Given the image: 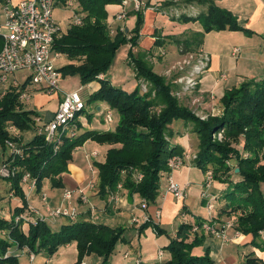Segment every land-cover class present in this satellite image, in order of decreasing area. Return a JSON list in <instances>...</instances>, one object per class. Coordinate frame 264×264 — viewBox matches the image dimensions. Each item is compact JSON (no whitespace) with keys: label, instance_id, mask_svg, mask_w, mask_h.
<instances>
[{"label":"trees","instance_id":"obj_1","mask_svg":"<svg viewBox=\"0 0 264 264\" xmlns=\"http://www.w3.org/2000/svg\"><path fill=\"white\" fill-rule=\"evenodd\" d=\"M68 1L57 0L56 7H64ZM70 1L74 3L75 12L81 16L82 24H72L67 31L60 32L53 43V49L71 62L73 59L79 61L77 64L73 62L65 65L59 71L64 77L69 74L78 76L83 85L98 82L99 88L90 94L88 103L103 102L110 111L115 110L118 114L117 126L114 131L86 130L78 134L82 128L77 121L75 135H63L55 151L53 144L46 143L44 137L36 133L34 118L38 114L33 110H25L19 102L29 79L15 89L8 88L0 96L1 149L6 150L5 140L10 138L9 126L20 132H33L32 140L26 144H21L20 138L14 139L20 145L22 154L15 157L11 164L17 168V174L6 181L10 183L8 193H12L19 204L9 206L7 210L0 206V232L4 233V236H0V264H18L16 252L24 248L35 256L43 254L52 257L60 247L71 243L76 244L75 264H80L84 257L90 255L101 257V264H108L118 244L125 241L124 228H110L95 223L89 211L80 212L75 221L63 219L64 223L57 229L39 220L34 223L32 220L15 223L17 216L30 213L21 178L24 173L29 174L36 181L37 192L41 190L44 180H48L51 187L62 188L60 176L67 173L73 150L92 140L110 146L105 161L92 164L96 170V192L101 195L106 190L115 192L117 185L121 184L129 193L144 200L147 206L152 205L159 196L161 178L168 175L167 160L173 155L184 154L181 147L170 141L171 133L177 126L176 121H182L197 139L194 167L203 172L211 171L214 181H228L231 184L232 189L223 195L227 204L221 213L240 211L233 225L243 235L256 238L259 232H264V196L260 189V184L264 183V79L247 80L226 91L220 99L221 114L201 120L169 94L170 87L144 61L143 54L138 56V53H133V49L138 46L143 23L140 8L136 12L137 20L133 30L125 33L116 27L111 35L105 8L107 5H121L123 0ZM185 1L205 6L206 11L195 17L183 15L177 19L183 24L198 23L202 28L200 33L174 39L180 55L198 50L203 35L212 31L251 34L238 25L231 12L218 7L214 0ZM172 5V1L167 4ZM123 45L129 46L127 61L134 71L135 82L140 78L150 82L152 89L149 93L141 94L138 85L133 91L127 92L113 87L105 78H98L104 76L116 52ZM162 46L163 41L157 36L153 47ZM1 47L0 40V50ZM153 91L155 95L151 97ZM156 107H161L159 112L153 111ZM220 130L224 134L223 141L213 142L211 135ZM10 159L7 156L2 163ZM139 175L142 178L137 180ZM231 177L236 178V181ZM214 196L216 201L217 197ZM3 211L6 214H2ZM193 226L181 224L175 238L167 240L162 249L169 253L170 259L164 264H213L208 249L203 254L193 253L204 240L202 234L192 232ZM148 227L153 228L157 235L163 233L150 222L140 226L139 231ZM7 253L9 255L5 257ZM242 264L259 262L247 255Z\"/></svg>","mask_w":264,"mask_h":264},{"label":"crops","instance_id":"obj_2","mask_svg":"<svg viewBox=\"0 0 264 264\" xmlns=\"http://www.w3.org/2000/svg\"><path fill=\"white\" fill-rule=\"evenodd\" d=\"M19 1L20 0H12L13 3H17ZM135 1L139 3L140 10L143 13V23L139 33L140 37L138 40V46L137 48L133 49V53L145 52L149 54L150 51L152 52V50L155 49L153 47V43L160 33L164 34V32H166V35L174 33H177V35L187 33L188 35H190L192 33L202 32V28L198 23L183 24L171 21L168 17V15L171 14L173 10H180V12L181 10H183V12H186L183 15H186L187 17H193L194 14H199L204 9L203 7H201V5H197L196 3H187L185 0ZM170 1H172L174 5L167 6ZM214 2L221 9H225L231 12L236 17L238 25L245 30H249L251 34H245L241 31H212L203 35L202 43L199 49L207 53L210 60L206 71L201 77V85L198 88V91L200 93L197 95H200V97H202V102L204 101L202 109L205 108L206 112H209V110L218 111L221 108L220 99L223 97L226 91L238 87L242 82L247 80L261 81L262 79H264V0H214ZM105 9L108 14V23L112 26V28H124L125 33H129L134 29L137 20V10L134 0H129L126 5H107ZM120 14H124L125 17L123 19H117V16ZM160 39L162 40V38ZM169 41L170 40H168L167 42ZM167 46L169 48L165 49L167 51L166 56H163L162 58H160L161 56H158L161 62H165L166 60L173 61L178 59V55L180 56V54H178V48H176V45L168 43ZM163 48H166V46H163ZM235 48L239 49V52L236 55L232 54L233 49ZM166 51H164V53ZM169 56H171V58H168ZM229 58L234 62L229 64ZM222 74L225 75V79H222L220 77V75ZM9 80H11V82H16L17 79L14 76L13 79ZM88 86L90 94L95 92L99 88V84L96 82H92ZM37 89L40 90V88ZM55 97L53 95L54 100L52 102L57 101V103H55L56 105H54L51 110L48 109L46 111L44 118H42L43 122L50 120L57 110L58 98L57 96ZM194 97L199 98V96ZM35 101V106L37 110L39 109L38 117L41 118L40 112H42L43 109L47 106H50V98L48 97V94H38L35 97ZM104 109H107L105 113L109 110L108 107ZM101 110L102 108L100 106H97V111L100 112ZM84 111L86 112V105ZM103 111L101 112L103 113ZM104 116L105 115L103 114L102 122L106 125L111 124L112 122H105ZM78 122L82 128L77 132L78 134L85 131V128H89L90 121L86 116H84V119L82 118V120H79ZM180 124L182 125V128H186L182 124V122L176 125L178 126ZM186 129L190 130L189 127H187ZM19 138V142L21 144H26L32 140L33 132H20ZM92 144L93 143L89 142L88 140L83 144V146H91ZM78 151L79 147L74 149L72 159L67 166V173H63L60 176L63 187H51L49 181L46 180L47 183L43 182L42 188L39 192L34 189L33 192L27 196V204L29 206L36 208L42 212L44 205L43 202H41L40 196L42 194H45L47 198L46 203L48 206L52 208L64 207L66 206V202L62 201L63 189L69 188L71 190H76L77 188H85L89 183L94 182L93 176L94 173L96 175V170L93 168V165H90L89 170L93 168L92 170L94 171L92 173L93 180L91 179L89 183L85 185V174L82 167V163L84 161L83 157L86 158V160L89 159V161L91 160L93 162L94 159L99 155V153L94 150L86 153L89 155H84L82 152H80L77 156ZM186 151L191 152L190 149H186L185 151L183 150V152ZM2 155L4 154L2 153ZM6 158L7 157H4L2 161ZM193 161V159H188L185 161L183 167L180 170L173 171L172 178L174 182H176L180 186L188 184L190 187V183L187 182H189L192 173L196 170ZM232 164L233 162L231 161V165ZM231 179L233 181H236V178L234 177H231ZM202 185L200 183L197 184V187L200 188V193L202 191ZM213 185L214 186L211 187V189H213L211 190V193L213 195H216L217 197V200L213 202V206L214 204H216L217 207L214 206V209L211 212L212 222H214L218 227H220L224 223H235L237 216L240 215V211L231 214L221 213V209L223 210L227 204V200L224 199L223 195L226 194L228 190L232 189L231 184L228 181H225L224 183L215 181ZM48 189L50 190V194L47 192ZM260 189L264 196V183L260 184ZM25 192L27 195L26 187ZM116 193L118 194L117 201L113 198V195ZM87 196L89 199L88 204L76 203V207L78 208V210H80V212L89 211L92 221L93 215L95 213H98V211L103 214L109 213L108 220H110V222L112 223H115L116 226L110 227L107 224L101 225H105L110 228H124L125 241L123 248H126V251L122 256L123 260L126 261V264H128V262L130 261L132 262V264H143V262H145L142 255V246L145 245V241H149L151 244L156 245L158 247V251L162 252L161 257H158L157 253L158 262L156 264L166 263L170 259V255H168L165 260H162L164 254L166 253V251L163 250L162 247L166 245L167 240L169 239L166 229L171 228L172 230H175L177 228L179 224H176V220L179 215H182V217H184L187 213H189L190 215L193 214V211L189 204H187L185 201L179 202L174 200L171 195L166 194V188L165 190L161 188L159 196L157 197L155 203L147 206V213L151 217L150 223L152 225H156L163 233L157 235L158 237H156L155 239H150V237H147L146 240H144V242L142 243L143 236L150 235V232H148L147 229H144L145 231H139L140 226H142L143 224L138 225L132 222L133 217H140L143 214L140 209V203L142 199L138 198L136 195L129 193L124 188H122L118 192H116V190L115 192H108L106 190L104 195H101L95 191ZM1 197L4 196H0V198ZM8 198L10 200L12 199V201L15 202L14 205L19 204L17 198H13L12 195L10 196V193L8 194ZM2 200L0 199V202ZM200 202L201 204L206 205L205 200L200 199ZM91 206L93 207V210L90 209ZM191 206H195V203H192ZM7 207H5L6 210ZM157 209H160L161 212L159 220L154 215L155 210ZM3 212L6 214V211ZM208 215L209 213L207 211V216ZM208 218L210 217L208 216L207 219L204 220L199 219L195 222V225L200 224L204 221H208ZM56 220L57 219L52 220L50 224L52 226H55L57 222ZM148 228L150 230L151 227ZM151 229L153 230V228ZM236 232L237 231L234 225L225 230V235H229L231 238L229 240L227 236L228 241H224L218 235H210L206 232H201L199 234H202L204 240L206 238V240L214 239L216 241H220V247L218 250H222V254L224 247L232 245L239 248L238 251L241 255L240 259V255L238 252L236 253V251H230L228 252L226 257L219 261V264H242L247 255L251 259H256L259 264H264V232H259L256 238L252 237L251 235H243L241 233L238 238H235ZM175 236L176 235H173V238H175ZM62 247H64L65 250H70L71 253V257L67 261L69 263L66 264H74L77 260L76 244L71 243ZM60 248L58 250L59 252L57 251L58 253H55L52 257H46L43 254L35 256V259L31 264H44L45 262L51 264V260L56 264H61L63 262L62 257L64 256V254H61ZM207 249L209 252H211L210 247H207ZM230 249L232 248L228 247L227 251H229ZM131 252H133V254ZM16 254L18 256V264H30L28 256L24 251L16 252ZM146 255L145 258L147 257ZM38 256H42V259L40 258V261L36 262ZM93 257L96 256L90 255L84 257L80 264H88L86 260H91Z\"/></svg>","mask_w":264,"mask_h":264},{"label":"built area","instance_id":"obj_3","mask_svg":"<svg viewBox=\"0 0 264 264\" xmlns=\"http://www.w3.org/2000/svg\"><path fill=\"white\" fill-rule=\"evenodd\" d=\"M129 0H123L121 5H126ZM57 0H20L17 3H13L12 0H0V40L2 41V47L0 50V85L4 88L8 83L9 77L18 72H27L29 83L40 88L46 93L56 94L58 96V106L56 112L52 118L46 122L41 123L40 118H34V123H40L36 126L37 135L43 136L45 142L54 145L56 151L63 135L74 136L76 127V118L85 109V104L79 94V91L64 92L60 89L61 76L59 70L54 67V61L58 59L61 54L53 49V43L60 35L61 30L54 21L53 11L56 8ZM136 10H139L140 6L135 1ZM74 3L68 1L64 9L70 13L69 20L73 25H81V16L74 10ZM124 14L117 16V19H123ZM110 34H114V28L109 26ZM120 31H124V28H120ZM239 49H233L232 54L236 55ZM189 53L184 54L188 55ZM195 57V58H194ZM209 55L203 50L199 49L197 52L190 53L189 57L183 60L179 65L180 76H178L176 83L180 86L182 91H193L195 86L199 83V77L206 71L209 65ZM182 65H188L189 70L183 71ZM102 77V76H100ZM222 79H225V75H220ZM145 91V90H144ZM3 90L0 96L5 94ZM20 100L29 101V96L23 92L20 95ZM198 116V115H197ZM201 118V117H200ZM203 119V118H201ZM106 123L112 122V112L107 111L104 116ZM12 131H17L13 126L8 127V132L13 136ZM17 134V133H16ZM14 134V136L16 135ZM10 138L6 140L5 146L8 150V157L10 161L1 163L0 165V178L4 180H10L15 177L18 170L15 166H12V162L15 157H19L22 154L20 145L14 140L18 138ZM195 154L191 155L190 151L184 152L183 155H173L167 160L168 175L166 177V194L172 196V198L179 202H184L187 197V191L189 185H178L172 178L173 171L180 170L185 161L188 159H194ZM206 180L202 185V191L200 197L206 202V209L209 213L208 221L201 222L200 224L192 227L193 233L206 232L210 235H218L224 241H228L225 235V230L233 226V223H224L218 227L212 222L211 212L214 209L213 202L215 196L211 193V187L213 180V174L211 171L205 172ZM142 178L141 175L137 177V180ZM35 180L30 178L29 174L24 173L21 178V184L26 187L27 195L33 192L35 189ZM8 186L10 183L8 182ZM122 189V185L118 184L116 192ZM87 190L96 191L94 182L89 183L85 188H77L71 190L65 188L62 191V201L66 202L64 207L52 208L46 203V195L40 196L41 202H43L44 208L40 210L29 206V215H20L15 218V223L23 220L29 222L35 220L41 222L52 221L55 219H68L69 221H75L80 214V210L76 207V203L88 204L89 199L85 194ZM12 193H10V196ZM113 198L117 201L118 194H114ZM93 210V207H90ZM140 209L142 216L133 217L132 222L138 225L150 222L151 217L147 213V203L142 200L140 203ZM1 213V212H0ZM155 217L159 220L161 212L160 209L155 210ZM4 234V233H3ZM240 236L239 232H236L235 238ZM24 251L29 259L30 264L34 261L35 255L28 251L27 248L21 250ZM9 254L7 253L5 257ZM162 252L158 251V257H161ZM44 264H48L45 262Z\"/></svg>","mask_w":264,"mask_h":264},{"label":"rangeland","instance_id":"obj_4","mask_svg":"<svg viewBox=\"0 0 264 264\" xmlns=\"http://www.w3.org/2000/svg\"><path fill=\"white\" fill-rule=\"evenodd\" d=\"M201 7L204 8L201 11V13L205 12L206 7L205 6H201ZM184 13H186V12H183V10H181V12H180V10H173L171 12V14L168 15V17L171 21L179 22V21H177V19H179L181 16H183ZM199 14H194L193 17L198 16ZM53 17H54V21L56 22V24L59 27V29L61 30V32H65V31H67L68 28H71L72 23L69 20L70 14L68 11L62 10L61 8L56 7L53 11ZM108 26H110L109 23H108ZM186 35H188V34L182 33V34L177 35V33L176 34L174 33V34H167L166 35V32H164V34L160 33L158 36H159V38H162L163 46H166V48H163V46H162L160 48L153 49L152 52L151 51L149 52V54L145 53V52L138 53V56L142 55V54L145 56L144 61L147 62L151 66L153 71L158 76H160L165 81V83L170 87L169 94L173 98H175L180 105L185 106L188 109H190L196 116L198 115L197 117H199V119L203 118L201 120H206L209 116H216L218 114H221V108L218 111L217 110H214V111L209 110V112H206L205 108L202 109L204 101L202 102V97H200V95H197L200 93L198 91V88L201 85L200 77L198 79L199 83L197 84V86H195L196 88L193 91H189V90L182 91V90H180L181 89L180 86L177 85L178 82L176 83L178 76H180V73H178V72H180L178 63H181L183 60H185L186 58L189 57L190 53L197 52L199 49L198 50L196 49L193 52H189V54L185 55V56H183V55L179 56L178 55V59L173 60V61L172 60H170V61L166 60L165 62L164 61L161 62L159 60V57H158V56H161L160 58H162L163 56H166L167 51L165 49L169 48L167 46L168 43L175 45L174 39H176V38H183L184 39ZM168 40H170V41L167 42ZM128 51H129L128 45H123L122 47H120L118 49V51L116 52L115 57L112 61L111 66L109 67V69L107 70V72L104 74L103 77L106 80H108L110 82V84L115 88L122 89V90L127 91V92H131L134 89H136L137 85H138L141 94L149 93L150 89H152V84L150 82L140 78V79L136 80V83H135V81H134L135 80V78H134L135 74H133L134 71L128 65V61H127ZM164 51H166V52L164 53ZM178 54H179V52H178ZM168 58H171V56H169ZM78 61H79L78 59H73L71 62L70 60H68V58L66 56L61 54V56L54 61V67L56 70H60V68H62L63 66L68 65V64H73V62L75 64H77ZM232 62H234V61L229 58L228 63L230 64ZM182 67H183V71L189 70L188 65H185V66L182 65ZM14 76L17 79L16 82H13V81L11 82V80H8V83L6 84V86L4 88L0 85V92H2L3 90L6 91L8 88H14L15 89L16 87H19V85H21L23 82H25L26 79L28 78V73L27 72H18L16 74L10 76L9 79H13ZM60 76H61V81L59 84L60 89L64 92L79 91V94L82 98V101L86 105V112L84 111L83 113L78 115L76 118V121H79V120H82V118L84 119V116H86V117H87V115L89 116V117H87L90 121L89 128H87V129L85 128V131L86 130H94V131H98V132L114 131L116 126H117V122H118L117 112L115 110L111 109L113 122L109 125H106L105 123L102 122V115L103 114L105 115V111L107 109L105 110L104 108H107V105L103 102L88 103V99L90 96V90H89V86H88L89 84H84V85L81 84L78 76H76V75L74 76V75L69 74V75H66L64 77L60 73ZM103 77L99 76L98 78L101 80H104ZM96 83H98V82H96ZM43 92H44L43 90H38L36 88V86L28 83L27 88L25 89V93L29 96L30 99H29V101H23V100L19 101L25 110H33L38 114L39 109L37 110V108L35 106V102H36L35 97L38 94H44V93L48 94V97L50 98L51 104L49 107L47 106L46 108L43 109L42 112H40L41 113V118H40L41 123H43L42 118H44L46 111L48 109L51 110V108L54 105H56L55 103H57V101L52 102L54 100L53 95L55 97V96H57L56 94H49V93H46V92L43 93ZM154 95H155V92L154 91L151 92V97H154ZM194 96H199V98H196ZM57 98H58V96H57ZM97 106H100L102 108L101 111L104 110L103 113L101 111L100 112L97 111ZM199 108H201L202 111ZM160 109H161V107H156L153 109V111L159 112ZM192 109H194V110H192ZM203 110H204V112H203ZM180 122H182V121H176V124H179ZM39 124L34 123L35 126H39ZM186 128H184V127L182 128L181 124L176 126V129L174 128L172 133H171L170 141L172 144H174V145L176 144L179 147H181V149L184 151L186 149H190L191 155H192V154H195L197 152V139L194 138L195 137L194 133L192 131H190L189 129H186ZM12 132H13L12 133L13 136H11V134H10L11 138H15V136L19 138V136H20L19 130L12 131ZM14 134H16V135L14 136ZM223 137H224L223 131L220 130V131L213 133L211 135V140L213 142L214 141L221 142V141H223ZM5 142H6V140H5ZM89 142H92L93 144L91 146H86V147H84L83 145L79 146V151L77 153V156L80 152H82L84 155H89L86 153L95 150L99 153V155L94 159L93 162L103 163L105 161L106 152L110 148V146L100 144V143H97L96 141H92V140H89ZM179 151H181V150H179ZM2 153L5 156L2 155ZM72 154H73V152H72ZM7 156H8V150L6 149L5 151H3L0 147V165H1L2 159L4 157H7ZM83 160L84 161L82 163V167L84 169V174H85V180L84 181H85V185H86L89 183V181L92 179V176H93V174H92L94 172L92 170L93 168L90 169L91 172L89 170V167H90V165L92 166L93 162L91 160L89 161V159L86 160V158H84V157H83ZM195 169L196 170L191 175V179L189 180V182H187V183H190V187L188 188L187 197L185 199V202L187 204H189V206L191 207L193 214L190 215L189 213H187V214L185 213L186 215L184 217H182V215H179L177 220H176L177 221L176 224H179L177 226V228L175 230H172L171 228L166 229V232L168 234V238L172 239L173 235H176L177 230L181 224L195 225V222L198 221L199 219L204 220V219H207V217H208L205 205L201 204V202H200V199H201L200 188L197 187V184L200 183L202 185L205 182L206 174L201 169H198L196 167H195ZM93 179L92 180L94 181V183H96L97 179H96L95 173H94ZM45 181L46 180H44V183H47V181L46 182ZM214 182L215 181L212 182V187L214 186L213 185ZM160 183H161L160 187L165 190V188H166V177L163 176V178H161ZM7 190H8V182L6 180L0 178V196H4L3 200L0 202V206H2V207L13 206L15 204V202H13L12 199L10 200L8 198L9 193ZM211 190H213V189H211ZM47 192L50 194L49 189L47 190ZM92 192H94V191L88 190L85 192V194L89 195ZM192 203H195V206H191ZM214 206L217 207L216 204H214ZM3 213L4 212H2V214ZM7 218H9V216H7ZM108 218H109V213L103 214V213H100L98 211V213H95L93 215V222L99 223V224H107L110 227L116 226V224L110 222V220H108ZM56 221H57L56 225L51 226L53 229L59 228L62 225V223H64L63 219H57ZM50 222L51 221H47V224L50 225ZM145 230H143V231H145ZM147 231L150 232V235H147V236L144 235L143 239H142V243L144 242V240H146L147 237H150V239L151 238L155 239L156 237H158L157 234L154 233V231L151 228H150V230H149V228H147ZM198 233H201V231ZM0 236H4L2 232H0ZM227 236L230 240L231 239L230 236L229 235H227ZM219 243H220V241H216L214 239H207L206 240V238H205V240H203L201 246L197 248V251L193 252V253L194 254H198V253L203 254L205 249H207V247H210L212 253L209 252V254H210V257L213 259L214 264H219V261L222 260L224 257H226L228 252H230V251H236V253L238 252L240 255V252L238 251L239 248L234 247L232 245L228 246V247L232 248L229 251H227L228 247H224L223 254H222V250L221 251L218 250L220 247ZM123 247H124V243L118 244V246L115 249V251L113 252V254L109 257L108 264H126V261L123 260V256H122L123 253L126 251V248H123ZM142 248H143V250H142L143 260L145 261V262H143V264H149V263L156 264L158 262V257H157L158 247L154 244H151L149 241H145V245H143ZM60 250H61V254H64V256L62 257L63 262L61 264L69 263L67 261L71 257L70 250H65L64 247H61ZM131 253L133 254V252H131ZM145 255L147 256L146 258H145ZM168 255H169V253L166 251L162 260H165ZM240 257H241V255L239 256V259H240ZM40 258L42 259V256H38L36 262H39ZM86 262L88 264H101L102 258L96 256V257H93L91 260L87 259ZM130 262H128V264H132V262L131 263ZM51 264H56V263L51 260Z\"/></svg>","mask_w":264,"mask_h":264}]
</instances>
